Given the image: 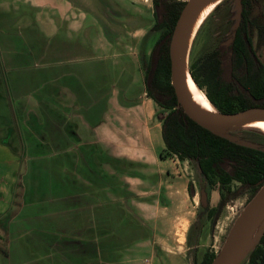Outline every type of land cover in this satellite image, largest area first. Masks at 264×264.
<instances>
[{"label":"crops","instance_id":"crops-1","mask_svg":"<svg viewBox=\"0 0 264 264\" xmlns=\"http://www.w3.org/2000/svg\"><path fill=\"white\" fill-rule=\"evenodd\" d=\"M19 4L24 14L41 7L54 69L35 79L22 64L8 80L16 108L0 135V264H114L113 231L158 207L140 195L142 169L184 161L161 156L165 112L145 84L153 1L0 0L1 20Z\"/></svg>","mask_w":264,"mask_h":264},{"label":"rangeland","instance_id":"rangeland-1","mask_svg":"<svg viewBox=\"0 0 264 264\" xmlns=\"http://www.w3.org/2000/svg\"><path fill=\"white\" fill-rule=\"evenodd\" d=\"M238 1L225 0V3L206 19L192 45L190 66L199 65L201 60L232 32L238 19ZM257 1L259 5L252 4L255 15L259 11L264 13V0ZM25 8L19 4V15H13L12 19L7 20L0 18V135L6 131L9 133L11 112L16 108L11 98V86L8 84V80L14 77L12 67L27 64L29 67L20 74L35 79L43 78L44 72L54 69L47 70L50 57L44 56L43 53L44 37L40 20L42 9L38 7L24 14ZM29 21L32 26H29ZM159 35L160 32L156 31L153 38L158 39ZM253 38L258 54L264 62V36L255 29ZM150 40L153 39L149 38L147 41ZM146 57V53H143V62L147 60ZM38 82L41 84V80ZM37 103L28 105V102H19V105L23 104L24 109L30 110ZM222 134L233 141L248 142L264 150V135L260 132L233 128ZM172 157L178 159L176 156ZM5 158L6 154L0 152V163ZM162 170L163 172L159 173L157 168L155 171L142 169L147 178L144 176L145 179L139 184L140 190L144 192L140 195L159 198L152 199L158 200V207H152L151 211L144 208L139 214H132V223L128 222V215H125V220L130 224L126 223L122 229L113 231L111 247L114 249V264H194L195 259L200 263L205 253L215 252L218 255L226 248L234 226L260 190L254 192L238 182H233L229 189L224 190L226 197L222 200L219 185L212 186L199 175L195 160L177 163L170 161ZM201 191L205 192L210 208L217 209L213 217H208V213L200 204ZM129 198L135 200L133 197ZM136 222L139 230L130 227ZM263 233L264 226H261L250 250L239 264H248L249 254ZM141 234L144 236L140 237Z\"/></svg>","mask_w":264,"mask_h":264},{"label":"trees","instance_id":"trees-1","mask_svg":"<svg viewBox=\"0 0 264 264\" xmlns=\"http://www.w3.org/2000/svg\"><path fill=\"white\" fill-rule=\"evenodd\" d=\"M152 1L153 30L160 35L143 66L147 94L165 112L162 121L165 149L161 156L195 160L199 175L210 185H219L222 200L226 197L224 190L233 182L257 192L264 185V150L201 127L178 103L171 84L170 43L186 1ZM238 4V19L232 32L199 65L189 64L196 84L223 114L264 108V62L253 38L255 29L264 36V13H253L252 4L259 5L257 0H239ZM200 204L208 217H213L217 209L210 208L208 199L206 204L200 199ZM2 253L6 251L2 249ZM215 257V252L205 253L202 261L198 263L195 259L194 264H211ZM248 264H264V233L250 252Z\"/></svg>","mask_w":264,"mask_h":264},{"label":"water","instance_id":"water-1","mask_svg":"<svg viewBox=\"0 0 264 264\" xmlns=\"http://www.w3.org/2000/svg\"><path fill=\"white\" fill-rule=\"evenodd\" d=\"M200 1L201 0H187L180 18L177 21L170 43L171 84L175 90L178 103L184 109V112L189 116V118L209 131L222 134L240 122L255 117H264V108L254 107L239 113L223 114L214 107L219 113V116L212 117L199 111L188 97L181 78V40L186 23ZM246 144L250 143L246 142ZM201 201L203 204H206L207 197L204 191H201ZM260 205H262L261 210L252 225L246 241L233 250H229L226 245V248L216 255L211 264H239L242 261L254 243L258 230L261 226H264V185L260 188L255 199L246 211L240 216V219L244 216V214L251 213ZM236 228L237 224L234 226L233 231Z\"/></svg>","mask_w":264,"mask_h":264},{"label":"bare ground","instance_id":"bare-ground-1","mask_svg":"<svg viewBox=\"0 0 264 264\" xmlns=\"http://www.w3.org/2000/svg\"><path fill=\"white\" fill-rule=\"evenodd\" d=\"M223 1L225 0H201L189 17L181 40V78L186 93L191 102L199 111L212 117L219 116V113L209 101V99L205 95V92L198 87V85L192 78L189 69V61L192 45L199 29L206 21V19L210 17L215 8ZM233 128H237L239 130H255L264 133V117H255L245 120L236 124L231 129ZM261 207L262 205L253 210L251 213L244 214V216L238 220L237 228L234 231L232 230L230 238L227 242V248L229 250H233L239 247L246 241L251 231L252 225L261 210Z\"/></svg>","mask_w":264,"mask_h":264}]
</instances>
